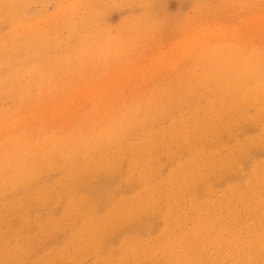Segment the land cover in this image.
<instances>
[{
  "label": "clouds",
  "instance_id": "clouds-1",
  "mask_svg": "<svg viewBox=\"0 0 264 264\" xmlns=\"http://www.w3.org/2000/svg\"><path fill=\"white\" fill-rule=\"evenodd\" d=\"M164 2L0 0V264H264V173L201 188L205 167L181 153L209 123H257L264 147V0ZM177 42L179 58L139 73ZM70 94L88 103L62 114ZM162 136L167 175L152 167ZM99 170L134 189L109 216L131 229L101 239L85 215L33 232L15 212L18 190Z\"/></svg>",
  "mask_w": 264,
  "mask_h": 264
},
{
  "label": "rangeland",
  "instance_id": "rangeland-1",
  "mask_svg": "<svg viewBox=\"0 0 264 264\" xmlns=\"http://www.w3.org/2000/svg\"><path fill=\"white\" fill-rule=\"evenodd\" d=\"M158 8L163 12L168 8V5L164 0H161ZM124 15L126 13L114 12L112 15L113 22L120 21ZM186 47L187 45L184 42H177L169 49H161L154 57L152 64L139 70V73L141 75H150L157 68L168 64L172 59L179 58L186 51ZM87 103L88 99L84 94H70L59 102L58 111L62 114L73 113L86 106ZM214 124L216 125L214 133L201 127L198 128L191 134L188 145L181 150L184 158L195 156L198 158V162L205 167L206 174L198 181L199 186L203 188L208 183L216 182L218 187H223V183L220 182V178L223 176H236L243 181L246 177L240 175L241 168L247 176L252 177L258 183L261 173H264V147L259 144V137L262 134L261 126L252 122L232 125ZM176 159L175 145L169 137L162 136L154 150L153 169L161 171L163 175H167L169 169L174 166ZM132 163H135L132 158L125 160L126 166ZM115 177L116 175H113L108 170H99L85 175L86 179L82 176L84 185L82 190L79 191L73 187V182L78 177L66 180L58 174L50 182L45 181L33 187L18 190L15 212H18L19 216L28 220L33 232L59 230L65 227L69 219L78 224L85 215H89L96 218L95 224L100 237L102 232L104 233L103 235H106V233L110 235L112 232L124 227L106 230L105 221H109L107 218L108 213L114 204L121 200V197H129L134 191L133 188H128L120 190V192L117 187L118 177ZM127 190H129V193ZM114 195L117 197L111 200L110 198ZM201 196L203 197V193H201ZM84 197L100 201L110 200L111 202H109L113 203V205L109 210L102 209L103 211L99 212L100 209L96 207L99 206L98 201L95 200L94 204L86 203ZM92 213L96 214L97 217L92 215ZM130 226H132L131 219L128 220L125 228ZM82 258L89 260V262L94 259L87 251L82 253Z\"/></svg>",
  "mask_w": 264,
  "mask_h": 264
},
{
  "label": "bare ground",
  "instance_id": "bare-ground-1",
  "mask_svg": "<svg viewBox=\"0 0 264 264\" xmlns=\"http://www.w3.org/2000/svg\"><path fill=\"white\" fill-rule=\"evenodd\" d=\"M202 129H205V130H207V131H212L213 133L215 132V129H216V125L214 124V123H209V124H206V125H204V126H202L201 127ZM159 143V142H158ZM214 144V143H213ZM160 150V149H159ZM156 154V153H155ZM159 156V155H158ZM161 161V160H160ZM156 165V164H155ZM169 165V164H168ZM114 175V174H113ZM209 176H210V174H209ZM117 177V176H116ZM115 177V178H116ZM241 177V176H240ZM84 178H85V176H84ZM90 178H91V176H90ZM86 179V178H85ZM96 180H97V178H96ZM62 181V180H61ZM83 181V179H82V177H78V179H76L74 182H73V187L74 188H76L77 190H79V191H81L82 190V188H83V185H84V183L82 182ZM86 181V180H85ZM50 182V181H49ZM112 183V182H111ZM89 184V183H88ZM59 185V184H58ZM118 185V184H117ZM113 186V185H112ZM44 187V186H43ZM70 187V186H69ZM109 187H111V186H109ZM114 187V186H113ZM107 189V188H106ZM105 189V190H106ZM112 189V188H111ZM114 190V189H113ZM132 190V189H131ZM107 191V190H106ZM120 191V190H119ZM129 190H127V192H128ZM133 191V190H132ZM95 192V191H94ZM108 192V191H107ZM121 192V191H120ZM127 192H125V193H127ZM53 193V192H52ZM88 193V192H87ZM129 193V192H128ZM59 194V193H58ZM85 194V193H84ZM91 194V193H90ZM89 194V195H90ZM108 194H109V192H108ZM118 194V193H117ZM116 194V195H117ZM53 195H54V193H53ZM91 195H93V194H91ZM105 195H106V192H105ZM126 195V194H125ZM109 196H111V195H109ZM51 197V196H50ZM74 197V196H73ZM92 198H93V196H91ZM97 197L98 198H100V196L99 195H97ZM96 197V198H97ZM115 197V195L112 197V198H110L111 200L113 199ZM117 197V196H116ZM115 197V198H116ZM127 197V196H126ZM83 198V197H82ZM92 198H85L84 197V201L86 202V203H90V204H94L96 201H98V205L99 206H96L97 205V203H96V207H97V209H100L99 210V212H101V210L102 209H110L111 207H112V205H113V203H110L111 201L110 200H107V201H100V200H94V199H92ZM54 199H55V197L53 198V201H54ZM60 199V198H59ZM71 199V198H70ZM51 201H52V199H51ZM110 201V202H109ZM121 201V200H120ZM117 203L118 202H116L115 204H114V206H116L117 205ZM33 206V205H32ZM94 206V205H93ZM113 206V207H114ZM95 207V208H96ZM113 207L111 208V210L113 209ZM37 209H38V207H36ZM19 209V208H18ZM33 209V208H32ZM57 210V209H56ZM111 210H110V212L108 213V215H107V218L109 219V216H110V213H111ZM22 211V210H21ZM103 211V210H102ZM29 212H31V211H29ZM55 212V211H54ZM60 212V211H59ZM98 212V211H97ZM98 212V213H99ZM31 214H33V213H31ZM62 214V213H61ZM80 214V213H79ZM29 215H30V213H29ZM38 215V214H37ZM53 215V214H52ZM92 215H96V214H94V213H92ZM95 217H97V215L95 216ZM96 219V218H95ZM31 220H32V218H31ZM53 220V219H52ZM65 220V219H64ZM128 220L129 219H126V220H122V221H119V222H115V223H113V222H110V221H105V229L106 230H109L110 228H118V227H124L125 228V226L127 225V222H128ZM79 221V220H78ZM34 222V221H33ZM53 222V221H52ZM131 227L132 226H130V227H126V228H128V229H131ZM104 233L102 232L101 233V237H102V239L103 238H105V237H107L109 234H107L106 233V235H103Z\"/></svg>",
  "mask_w": 264,
  "mask_h": 264
}]
</instances>
